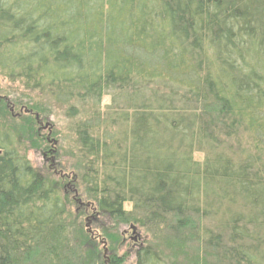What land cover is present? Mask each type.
Masks as SVG:
<instances>
[{
  "label": "trees",
  "instance_id": "1",
  "mask_svg": "<svg viewBox=\"0 0 264 264\" xmlns=\"http://www.w3.org/2000/svg\"><path fill=\"white\" fill-rule=\"evenodd\" d=\"M0 77L66 108L112 253L0 129V264H264V0H0Z\"/></svg>",
  "mask_w": 264,
  "mask_h": 264
},
{
  "label": "rangeland",
  "instance_id": "2",
  "mask_svg": "<svg viewBox=\"0 0 264 264\" xmlns=\"http://www.w3.org/2000/svg\"><path fill=\"white\" fill-rule=\"evenodd\" d=\"M29 94V92H24L18 85H13L0 77V103L3 104L0 108L5 105L6 107L3 110L8 108V111H4L5 113L0 112V129H15L23 135L21 150L26 159L34 169L51 180L59 181L61 185L68 204L69 220L67 219L68 221L64 223L68 226L80 227V230H85L88 234L96 236L99 248L106 263H108L112 253L109 252V244L106 246L102 230L97 226L101 220L96 224L97 219L94 210L88 209L90 204L80 201V189L82 188L79 185L80 182L78 183L74 179L75 169L77 168L76 161H80L77 158L78 150L74 121L66 116V108L49 105L47 101L41 100L37 96L38 94ZM110 103L111 97L106 93L100 106L101 111H107ZM37 105L43 109H38ZM87 109L89 110V108ZM36 133H38L40 139L35 136ZM203 157L202 153L195 154L198 161H202ZM130 208V206L127 207L128 210ZM132 227H121L119 229L127 236L123 240L124 245L116 253L118 256H122L125 252L128 253L131 250V256L134 258L133 251L149 238L147 233L139 230L136 226L134 227L137 234H133ZM135 237H137V240L134 239ZM50 242H53L52 238ZM163 247L164 250H167L165 245H162ZM167 251H165V254H170ZM199 256L203 263L207 259L210 261V257L207 258L204 250L199 249ZM133 258L130 262H133ZM182 259L184 258L182 257L179 260L183 261Z\"/></svg>",
  "mask_w": 264,
  "mask_h": 264
},
{
  "label": "water",
  "instance_id": "3",
  "mask_svg": "<svg viewBox=\"0 0 264 264\" xmlns=\"http://www.w3.org/2000/svg\"><path fill=\"white\" fill-rule=\"evenodd\" d=\"M131 229H132V231H133V234H137V232H136V228H135L134 226H133ZM134 239L137 240V237H135Z\"/></svg>",
  "mask_w": 264,
  "mask_h": 264
},
{
  "label": "flooded vegetation",
  "instance_id": "4",
  "mask_svg": "<svg viewBox=\"0 0 264 264\" xmlns=\"http://www.w3.org/2000/svg\"><path fill=\"white\" fill-rule=\"evenodd\" d=\"M53 153V152H52Z\"/></svg>",
  "mask_w": 264,
  "mask_h": 264
}]
</instances>
